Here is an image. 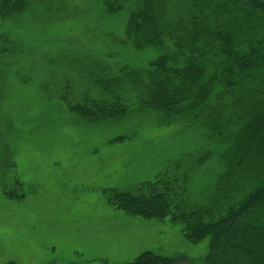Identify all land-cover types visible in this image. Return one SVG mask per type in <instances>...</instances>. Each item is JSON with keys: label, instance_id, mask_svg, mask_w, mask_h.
<instances>
[{"label": "rangeland", "instance_id": "374dc122", "mask_svg": "<svg viewBox=\"0 0 264 264\" xmlns=\"http://www.w3.org/2000/svg\"><path fill=\"white\" fill-rule=\"evenodd\" d=\"M98 1L27 0L0 14V264H135L144 252L202 264L213 256L211 234L189 231L172 204L163 217L130 212L126 194L181 165L194 176L185 207L208 221L264 171L250 151L226 172L231 144L209 152L211 125L197 109L155 106L129 77L98 82L82 71L99 60L117 72L120 60L145 65L157 55L122 43L126 15L113 18ZM165 38L172 48L181 41ZM113 100L124 114L95 120L98 104Z\"/></svg>", "mask_w": 264, "mask_h": 264}, {"label": "trees", "instance_id": "16d2710c", "mask_svg": "<svg viewBox=\"0 0 264 264\" xmlns=\"http://www.w3.org/2000/svg\"><path fill=\"white\" fill-rule=\"evenodd\" d=\"M26 1L0 0V14L11 16ZM99 1L113 18L126 15L125 23L120 21L124 27L119 26L118 31L123 35L118 37L122 43L131 42L133 47L152 53L156 47L157 55L145 65L132 66L120 60L117 72L110 63L99 60L79 65L82 71L98 82L129 77L149 93L146 98L155 106L173 109L186 105L188 112L197 109L196 116L208 118L211 125L207 133L209 152L218 155L215 147L221 141L231 144L222 151L226 172H231L239 153L237 162H242L250 151L264 171L263 159L259 158L264 150L260 146L261 142L264 146V135H259L264 130V0ZM174 33L181 41L172 48L164 39ZM97 51L94 48L92 55L98 56ZM215 91L218 94L212 105ZM101 103L92 111L95 120L117 118L127 110L115 100ZM251 104H256V115L250 119L245 110ZM172 167L166 166L158 179L139 183L134 192L126 194L128 205L124 207L130 212L163 217L172 204L177 208L175 217L181 218L189 231L211 234L213 256L202 258V264H264V178L204 221L200 211L185 207L191 201L193 173L181 165ZM231 231L235 236L225 244L223 238ZM135 264L194 262L178 255L144 252Z\"/></svg>", "mask_w": 264, "mask_h": 264}]
</instances>
